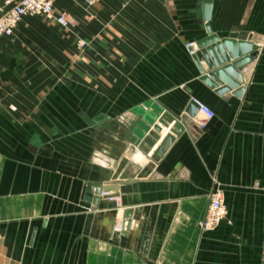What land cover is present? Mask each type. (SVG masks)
I'll use <instances>...</instances> for the list:
<instances>
[{
	"label": "crops",
	"instance_id": "obj_1",
	"mask_svg": "<svg viewBox=\"0 0 264 264\" xmlns=\"http://www.w3.org/2000/svg\"><path fill=\"white\" fill-rule=\"evenodd\" d=\"M54 6L69 27L27 16L0 38V264H263L264 0ZM231 34L257 57L221 93L194 53ZM164 113L179 134L146 121ZM217 190L226 218L203 231Z\"/></svg>",
	"mask_w": 264,
	"mask_h": 264
},
{
	"label": "water",
	"instance_id": "obj_2",
	"mask_svg": "<svg viewBox=\"0 0 264 264\" xmlns=\"http://www.w3.org/2000/svg\"><path fill=\"white\" fill-rule=\"evenodd\" d=\"M207 19H209L210 11L206 10ZM199 50L194 53V59L200 69L201 80L210 87H223L221 93L230 89H237L245 82L243 68L252 59L257 57V53H253V45L250 40H239L236 34H231L227 38H219L217 35H210L208 38L201 40L198 43ZM193 50V49H192ZM203 61L207 62L208 70L206 71ZM200 111V106L196 101L190 105L188 113L191 116H196ZM156 117L150 115L146 117V121L153 125L157 131L163 130L164 126H169V123L175 122L173 133L179 134L182 130V123L176 121V118L169 113H164L156 121ZM172 142V136L167 137L160 146L157 154L162 155ZM99 189V188H98ZM116 185L104 187V191L108 192L116 190ZM96 202L98 199H95ZM132 211L128 210L125 213L126 218H130Z\"/></svg>",
	"mask_w": 264,
	"mask_h": 264
},
{
	"label": "built area",
	"instance_id": "obj_3",
	"mask_svg": "<svg viewBox=\"0 0 264 264\" xmlns=\"http://www.w3.org/2000/svg\"><path fill=\"white\" fill-rule=\"evenodd\" d=\"M56 0H5L0 5V38L13 35L18 24L27 16H47L55 17L57 22L63 27H69L71 20L65 15H55ZM80 45H85L80 42ZM194 53V43L188 44ZM200 111L208 118H213L214 113L203 103L197 102ZM227 209L224 204L222 191L217 190L212 194L210 206L204 220L200 222L203 231H209L219 225L225 218ZM262 263L264 264V242Z\"/></svg>",
	"mask_w": 264,
	"mask_h": 264
},
{
	"label": "rangeland",
	"instance_id": "obj_4",
	"mask_svg": "<svg viewBox=\"0 0 264 264\" xmlns=\"http://www.w3.org/2000/svg\"><path fill=\"white\" fill-rule=\"evenodd\" d=\"M66 16H67V15H66ZM67 17H68V16H67ZM80 42H83V41H78V46L81 47V48L84 47L85 45H80Z\"/></svg>",
	"mask_w": 264,
	"mask_h": 264
}]
</instances>
